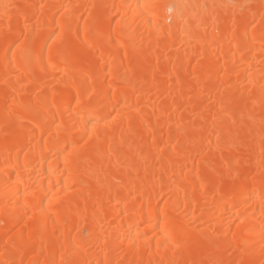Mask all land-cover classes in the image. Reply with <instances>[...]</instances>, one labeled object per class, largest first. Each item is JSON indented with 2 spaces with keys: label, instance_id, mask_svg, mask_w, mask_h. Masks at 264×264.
<instances>
[{
  "label": "bare ground",
  "instance_id": "1",
  "mask_svg": "<svg viewBox=\"0 0 264 264\" xmlns=\"http://www.w3.org/2000/svg\"><path fill=\"white\" fill-rule=\"evenodd\" d=\"M0 264H264V0H0Z\"/></svg>",
  "mask_w": 264,
  "mask_h": 264
}]
</instances>
